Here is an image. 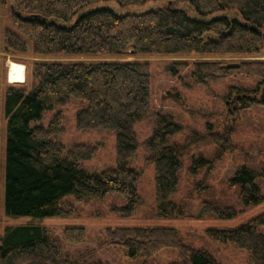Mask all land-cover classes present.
<instances>
[{
	"label": "trees",
	"instance_id": "obj_1",
	"mask_svg": "<svg viewBox=\"0 0 264 264\" xmlns=\"http://www.w3.org/2000/svg\"><path fill=\"white\" fill-rule=\"evenodd\" d=\"M95 1L99 0H14L11 22L15 30L2 29L0 46L4 52L23 54L30 40L32 51L46 57L264 52V0H162L164 6L144 12L120 14L99 8L81 15L71 26L56 22L71 19L81 7ZM116 1L125 6L151 0ZM180 2H186L201 16L218 11L224 15L197 19L177 7ZM229 63L196 60L175 64L190 68L199 83L219 82L234 73L264 79V61H238V68L229 67ZM30 71V87L9 86L5 91L6 212L40 218L68 217L77 210L69 198L81 203L115 195L118 201L111 210L121 217H132L142 203L138 189L141 173L133 163L139 150L136 125L151 111L150 64L135 60H40L31 65ZM232 92L241 94L239 107L234 109L264 104L256 91L235 88ZM70 101L80 105L76 112L79 130L115 135L114 167L98 172L83 167L82 161L93 157L98 145L61 142L58 136L64 131L65 116L60 109L47 126L31 125L47 110ZM182 130L183 124L173 114H154L153 132L145 147L154 165L155 218L186 217V207L176 199L187 147L186 143L176 141ZM222 155L223 150H219L214 159H193L190 173L196 174L203 168L211 170ZM196 185L201 186V191L211 189L204 180ZM227 188L234 191L241 209L217 196L202 197L195 218H234L262 203L264 165L256 168L241 164L229 178ZM263 225L264 213L238 227L208 229L206 233L214 240L247 251L252 264H264ZM63 234L72 243L84 242L87 237L83 226H67ZM102 244L124 248L131 256L140 255L144 258L142 264H152L150 259L167 248L175 249L180 258L178 263L171 264H220L210 250L187 242L174 227H107ZM0 264L86 263L68 256L47 227L21 225L6 229L0 245Z\"/></svg>",
	"mask_w": 264,
	"mask_h": 264
},
{
	"label": "rangeland",
	"instance_id": "obj_2",
	"mask_svg": "<svg viewBox=\"0 0 264 264\" xmlns=\"http://www.w3.org/2000/svg\"><path fill=\"white\" fill-rule=\"evenodd\" d=\"M165 5V1H148L141 4L120 5L116 0H99L81 7L69 20L57 19L63 26L73 25L78 18L99 8H109L117 13H139ZM14 0H0V33L3 28L15 30L11 22V9ZM177 7L184 8L194 18L208 20L224 15L218 11L206 16L199 15L189 4L180 2ZM236 15L234 12H230ZM28 42V50L23 54H12L2 50L0 46V245L8 227L21 225H40L48 228L51 237L57 239L68 256L79 258L86 264H142L144 258L140 255L131 256L124 248L113 245H103L104 232L107 227H152L167 226L180 230L185 240L195 247L206 248L217 258L220 264H252L247 251L236 248L230 243H222L212 239L208 229L234 228L264 213V201L239 213L234 218H195L200 211V201L203 198L220 197L227 203H234L238 209L242 204L234 191L227 188L229 178L238 166L243 163L260 168L264 165V104L254 103L247 108L239 107V95L235 88L257 92L264 99V79L234 73L219 82L199 83L192 77L190 68H183L178 61L194 62L196 60H224L228 62L261 60L264 52L251 55H221L191 52L186 54H139L122 56H39L32 51V43ZM203 51L202 49L200 50ZM94 61L122 60L145 61L150 64L152 72V104L149 116L136 125L139 150L133 165L140 173L138 189L142 203L132 217H121L111 210L118 201L115 195H109L102 200H90L76 203V212L68 217H31L11 215L6 212V150L8 117L5 107V91L9 86H31V65L35 61ZM24 64L25 81L11 82L8 77L9 62ZM191 67V65H190ZM244 92V91H243ZM232 102V103H229ZM80 105L70 101L56 106L44 113L39 120L31 121V125L42 123L47 126L51 116L59 109L64 113V131L58 139L67 144L98 145L96 154L82 161L84 168L98 172L116 165L115 135L106 131H81L76 126V112ZM170 113L183 124V130L177 135L178 143H186L184 166L181 170L180 187L177 201L186 207V217L176 219H160L153 217L155 208L154 165L150 161V153L145 142L153 132L154 114ZM219 150L223 155L214 162L211 170L200 169L198 173H190L193 159L204 156L214 159ZM210 185V191H201L197 183ZM204 184V183H203ZM201 185V184H200ZM201 191V192H200ZM264 193V189H263ZM67 226H83L86 229V240L72 243L64 237ZM264 231V225L261 226ZM180 258L173 248H167L150 259L152 264L178 263Z\"/></svg>",
	"mask_w": 264,
	"mask_h": 264
},
{
	"label": "bare ground",
	"instance_id": "obj_3",
	"mask_svg": "<svg viewBox=\"0 0 264 264\" xmlns=\"http://www.w3.org/2000/svg\"><path fill=\"white\" fill-rule=\"evenodd\" d=\"M8 77L11 82L25 81V66L24 64L14 61L9 62Z\"/></svg>",
	"mask_w": 264,
	"mask_h": 264
},
{
	"label": "water",
	"instance_id": "obj_4",
	"mask_svg": "<svg viewBox=\"0 0 264 264\" xmlns=\"http://www.w3.org/2000/svg\"><path fill=\"white\" fill-rule=\"evenodd\" d=\"M228 66L229 67H232V68H238L240 65L237 62H235V63L231 62V63H229ZM239 98H241V95H239Z\"/></svg>",
	"mask_w": 264,
	"mask_h": 264
}]
</instances>
